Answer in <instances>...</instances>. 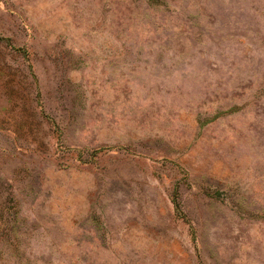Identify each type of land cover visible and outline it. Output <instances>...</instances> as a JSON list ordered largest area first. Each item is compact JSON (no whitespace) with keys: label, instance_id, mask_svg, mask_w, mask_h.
<instances>
[{"label":"rangeland","instance_id":"374dc122","mask_svg":"<svg viewBox=\"0 0 264 264\" xmlns=\"http://www.w3.org/2000/svg\"><path fill=\"white\" fill-rule=\"evenodd\" d=\"M0 264H264V0H0Z\"/></svg>","mask_w":264,"mask_h":264}]
</instances>
